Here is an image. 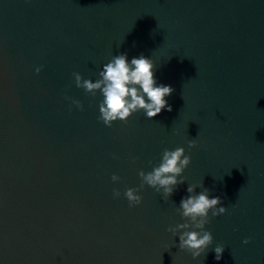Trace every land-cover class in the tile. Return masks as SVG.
<instances>
[{"label": "water", "instance_id": "95a60500", "mask_svg": "<svg viewBox=\"0 0 264 264\" xmlns=\"http://www.w3.org/2000/svg\"><path fill=\"white\" fill-rule=\"evenodd\" d=\"M120 53L154 62L171 112L98 120L103 97L72 73L95 82ZM176 147L185 183L130 208L125 189ZM193 184L227 208L197 260L166 231ZM0 264H264V0H0Z\"/></svg>", "mask_w": 264, "mask_h": 264}, {"label": "clouds", "instance_id": "9594fccd", "mask_svg": "<svg viewBox=\"0 0 264 264\" xmlns=\"http://www.w3.org/2000/svg\"><path fill=\"white\" fill-rule=\"evenodd\" d=\"M42 67H36L35 73L39 74ZM98 75L99 78L93 82L91 79H83L79 72L72 73L77 88L83 89L86 94L93 97L99 92L103 97L99 103L98 120L106 127H112L117 121L127 123L134 113L141 110L147 119L155 118L163 110L172 111L166 98L174 92V89L170 85L157 83L154 62L143 54L133 57L130 61L126 53L113 55L111 60L103 65ZM64 99L70 101L68 109L70 112L73 106L77 110H84L81 101L67 95ZM194 147L196 141L189 140L188 149ZM190 163L191 155L186 154L184 147H176L174 150L165 148L158 165L153 166L149 172L143 170L138 172L140 185L126 188L123 192L129 207L133 208L142 203L143 198L138 193L145 185L153 188L157 193H162L163 200H168L177 186L185 183L182 174ZM120 179L118 175L111 176L113 183H118ZM201 186L195 184L188 186L189 195L182 198L176 208L177 215L184 222L166 229L173 237L177 235L179 237V243L174 247L190 253L193 260L206 257L209 247L213 245L214 237L205 226L211 222V218L221 216L227 211V208L222 206V198L210 197L207 188L203 187V190L197 193V187ZM112 196L113 199L120 198L121 191L114 188ZM250 242L251 238L242 241L245 245ZM224 249L223 244L214 247L216 261L222 259Z\"/></svg>", "mask_w": 264, "mask_h": 264}]
</instances>
